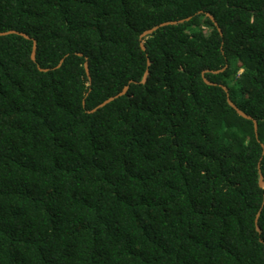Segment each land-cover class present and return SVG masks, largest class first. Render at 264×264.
<instances>
[{
	"label": "trees",
	"instance_id": "1",
	"mask_svg": "<svg viewBox=\"0 0 264 264\" xmlns=\"http://www.w3.org/2000/svg\"><path fill=\"white\" fill-rule=\"evenodd\" d=\"M259 169L264 0H0V264H264Z\"/></svg>",
	"mask_w": 264,
	"mask_h": 264
},
{
	"label": "water",
	"instance_id": "2",
	"mask_svg": "<svg viewBox=\"0 0 264 264\" xmlns=\"http://www.w3.org/2000/svg\"><path fill=\"white\" fill-rule=\"evenodd\" d=\"M206 14L211 18V20H213V21L215 22V24H217V22L215 21L214 17H213L210 13H206ZM176 22H177V21L173 20V21H166V22H162V23H160V24H157V25H155V26H153V27H151V28L146 29L145 31H143L142 34L140 35V37L142 38V37L147 36L148 34L152 33L155 29H157L159 26H162V25H165V24H168V23H176ZM219 30H220V29H219ZM10 32H16V31H15V30H8V31L1 32V33L4 34V33H10ZM20 34L23 35V36H25L26 38H30L28 35H26V34H24V33H20ZM140 45H141V47H142L143 49H145L143 42H141ZM35 49H36V41L33 40V47H32V53H31V57H32L33 60L35 59ZM84 67H85V70H86V73H87V77H88V79L90 80V74H89V68H88V63H87V61H85V63H84ZM217 71H218V70H217ZM217 71H214V72H217ZM146 73H147V72H145V74H144V76H143V78H142V81L145 79ZM203 79H204L205 82H207V83H209V84H213V82H211L210 80L206 79L205 77H203ZM127 87H128L127 85L124 86L123 89H122L118 94H116V95H114V96H111V97L105 99L103 102H101L100 104H98V105H97L94 109H92V110H95L96 108H98V107L104 105L106 102L112 100V99L115 98L116 96H118V95H120V94H123V93L126 91ZM222 87L226 90V87H225V86L222 85ZM228 103H229V104H230V105L236 110V112H237L238 114H240L241 116H243V117H245V118L252 119L253 122H254V129H255V131H256V129H257V122H256V120H255L254 118H252V116L248 115L247 113L243 112L240 108H238L237 105H236L232 100H230L229 98H228ZM258 183H259V185H260L261 187L264 188V178H263L262 173L260 172V169H259V180H258ZM258 214H259V213H257V215H256V219H255V220H257ZM256 228H257V229L259 228L258 225H257V223H256Z\"/></svg>",
	"mask_w": 264,
	"mask_h": 264
}]
</instances>
